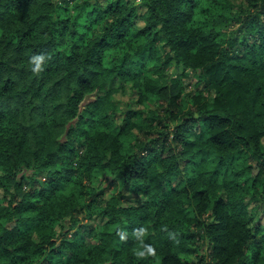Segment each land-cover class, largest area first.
I'll return each mask as SVG.
<instances>
[{
  "label": "trees",
  "instance_id": "trees-1",
  "mask_svg": "<svg viewBox=\"0 0 264 264\" xmlns=\"http://www.w3.org/2000/svg\"><path fill=\"white\" fill-rule=\"evenodd\" d=\"M198 6L0 0V264H264V0L225 35ZM173 62L199 76L186 96ZM116 77L158 98L117 132L108 92L89 98Z\"/></svg>",
  "mask_w": 264,
  "mask_h": 264
},
{
  "label": "rangeland",
  "instance_id": "rangeland-1",
  "mask_svg": "<svg viewBox=\"0 0 264 264\" xmlns=\"http://www.w3.org/2000/svg\"><path fill=\"white\" fill-rule=\"evenodd\" d=\"M109 0H103V4L105 5L106 2ZM233 6L238 7V5L243 2V0H233L232 1ZM198 9H197V16L196 21L197 25L208 30L209 28H216L217 30H221L223 35H225L230 28L225 25L216 24L215 21L220 15H228L233 16L236 10V7L228 6L226 3H215L211 0H198ZM140 11H145L144 8H140ZM138 23L142 24L143 20L138 19ZM146 43V39L143 37H139L135 44L140 45ZM162 43L159 45L161 46ZM125 50H113L108 52L106 56L105 63L107 66H112L115 62H119V58L121 55H123ZM153 62H149V65L146 64V70L148 71V74H150L151 77H156L153 74V70L151 68ZM168 76L169 82L171 84H174L175 86H178L180 89L183 90V94L186 96L188 93L192 92L196 89L197 82L199 80V76L197 73H195L193 70L186 69L183 65L177 64L176 62H173V64L169 67L168 70ZM108 92L109 99L113 102V104L116 107V114L114 115V124L113 126L109 127L107 130L109 131H115L117 132V126H126L128 124V116L127 112L128 110H141L146 113V116L150 114V111L154 110L157 106L158 98L150 97L149 94L144 93V90L140 88V86L133 82V81H124L119 77H116L109 81L101 90L96 91L92 95L89 96L90 101L95 100L98 95H105ZM105 93V94H104ZM133 121H137V116H134L131 118ZM90 132L93 133L98 130H105V126L95 127V126H89L88 127ZM132 133L128 135H123L122 139L126 143H128L130 140L134 141L135 137L140 134V132L137 130L136 127L131 129ZM93 185H95L96 188L101 190H104L106 193L110 194L113 192V189L110 187L103 188V184H106L108 181L106 177L99 176L95 180H93ZM115 189V188H114ZM124 192L128 194L130 200L132 202L136 201V197H133V195L126 189H124ZM4 196V190L0 188V197ZM97 205V204H96ZM252 210V213L255 215V218H257L258 222L262 225H264V214L260 210H256L255 207H253V204H249ZM98 206V205H97ZM91 213L95 212V210H99V208L95 205H93L91 208ZM95 217L92 218H85L86 222H96ZM58 234L62 236V230L60 228L58 229ZM66 237H72V233L69 235H66ZM211 264V263H206Z\"/></svg>",
  "mask_w": 264,
  "mask_h": 264
}]
</instances>
